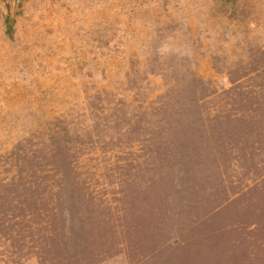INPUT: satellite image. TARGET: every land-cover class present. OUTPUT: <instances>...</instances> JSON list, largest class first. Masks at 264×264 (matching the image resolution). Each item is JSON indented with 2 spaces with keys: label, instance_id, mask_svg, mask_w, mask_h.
Listing matches in <instances>:
<instances>
[{
  "label": "rangeland",
  "instance_id": "374dc122",
  "mask_svg": "<svg viewBox=\"0 0 264 264\" xmlns=\"http://www.w3.org/2000/svg\"><path fill=\"white\" fill-rule=\"evenodd\" d=\"M0 264H264V0H0Z\"/></svg>",
  "mask_w": 264,
  "mask_h": 264
},
{
  "label": "built area",
  "instance_id": "2783aa9c",
  "mask_svg": "<svg viewBox=\"0 0 264 264\" xmlns=\"http://www.w3.org/2000/svg\"><path fill=\"white\" fill-rule=\"evenodd\" d=\"M16 1H19V0H16Z\"/></svg>",
  "mask_w": 264,
  "mask_h": 264
}]
</instances>
